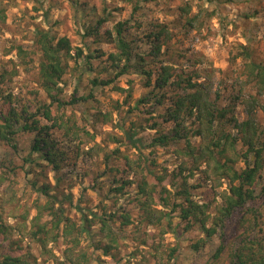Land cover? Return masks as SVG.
Returning <instances> with one entry per match:
<instances>
[{
    "label": "rangeland",
    "instance_id": "1",
    "mask_svg": "<svg viewBox=\"0 0 264 264\" xmlns=\"http://www.w3.org/2000/svg\"><path fill=\"white\" fill-rule=\"evenodd\" d=\"M137 3L138 10L134 12ZM98 19L107 20L103 22L101 33L112 30L120 20L130 19L129 33L138 52L148 53L152 49L147 40L151 30L164 31L166 42L161 45V60L164 65H170L174 73L171 80L157 91L154 83L146 84L147 78L133 69L117 78L116 84L121 88L93 84L95 77L114 76L109 54L116 51L114 43L107 38L85 34L86 28L95 27ZM44 28L56 37H68L73 55L81 48L83 55L101 49L103 56L92 59L93 69L84 64L83 57L70 58L61 80L65 100L74 96L85 99L64 106V121L75 125L72 135L65 136L61 128L56 131L60 144L73 153L75 159L74 165L61 170L60 182L50 167L30 169L25 164L28 136L25 135L18 152L0 145V222L10 226L9 236L21 239L24 252L30 250L36 254L39 264H70L62 258L64 250L73 246L70 237L61 236L43 249L27 233L39 213L37 205L48 199L38 189L44 183L57 195L54 197L56 207L63 202L66 213L70 212L75 220L80 212L65 200L64 193L71 194L73 203L86 212L116 210V205L120 211L130 213L131 221L124 226L117 250L110 256L97 251L105 264H230L232 251L245 238L262 236L264 170L255 185L257 198L249 203L253 213L238 210L227 222L223 235L218 230L209 238L200 224L193 223L186 229L187 223L180 221L177 211H172L170 205L165 206L160 198L166 189L174 201L175 184L183 180L175 173L179 172L182 162L189 161L188 156L177 153L176 149L186 148V140H178L168 147L149 148L148 144L157 129L167 131L174 125L168 121L152 128L155 120H163L160 111L174 104L183 92L173 84L178 75L194 76L193 80L201 84L199 88L204 97L209 96L211 103L221 108L228 107L235 122L248 118V111L256 104L253 118L264 129V94L248 83L243 71L250 61L245 52L264 63V0H0V75L5 76L2 94L34 89L46 98L37 83L40 56L36 40L39 29ZM18 46L25 49V56L19 53ZM157 67L159 73L162 63ZM156 92L164 94L162 104H156ZM146 96L150 100H144ZM186 122L190 123L191 119ZM216 124L222 132L232 131L238 135L234 122L220 124L216 121ZM131 130L135 138H143L142 143L139 142L142 154L129 141ZM191 139L193 146L199 145L197 136L191 135ZM237 145L242 151L245 149L240 139ZM76 151L80 152L78 156ZM242 165L244 163L240 162ZM141 175H146L149 187L157 186L153 207L171 211L173 223H179L177 228H170L167 219L162 224L145 221L136 193ZM187 180L192 197L207 203L211 215L217 214L228 182L205 179L201 172L189 175ZM34 182L38 183L37 187ZM120 183H126L123 195L112 190ZM49 213L43 212L42 221L51 226ZM205 237L207 241L202 247L194 249L193 243ZM95 239H101L98 226L81 237L75 251H91ZM10 249L9 240L0 238V253Z\"/></svg>",
    "mask_w": 264,
    "mask_h": 264
},
{
    "label": "trees",
    "instance_id": "2",
    "mask_svg": "<svg viewBox=\"0 0 264 264\" xmlns=\"http://www.w3.org/2000/svg\"><path fill=\"white\" fill-rule=\"evenodd\" d=\"M133 10L134 12L138 10V3ZM106 21V19H98L97 25L93 28L87 27L85 34L92 35L94 33L100 38L105 37L109 42L114 43L116 51L109 54V64L113 68L114 76L95 77L92 79V83L97 86L113 85L115 88H121L116 84L117 78L135 69L147 78L146 84L154 83V90L158 91L163 88L174 76L170 65H164L161 60L163 59L160 51L161 45L166 42L163 37L164 31L151 30L147 40L151 43L152 49L148 53L138 52L134 48L135 42L133 43L129 33L130 19L120 20L115 23L112 30H105L101 33L100 29L103 22ZM36 41L40 56L37 83L45 92L46 98H42L39 92L34 89L21 90V93L9 91L2 94L5 76L0 75V94L2 95L0 145H7L13 152H18L21 150L20 146L25 135L28 136L29 150L23 158L25 164L30 169L50 167L55 171L56 178L60 182L63 174L61 170L66 166L74 165L75 159L73 153L67 152L65 147L60 144L56 131L61 128L65 132V136L72 135L75 125L64 121V106L85 99V97L74 96L69 101L65 100L62 97L61 80L67 72L70 58L83 57L84 64L89 69H93L92 59L102 57L103 51L95 49L87 55H83L82 49L77 48L76 54L73 55V46L68 37H56L45 28L39 29ZM18 51L25 56L26 51L22 46H18ZM245 53L250 60L247 65H244L245 70H243L248 78V83L254 84L258 91L264 94V63L252 59L251 53ZM23 60L27 62L26 59ZM77 62L78 60H76ZM159 62L162 63V67L157 73ZM99 64L103 66L102 62ZM195 75L199 74L195 73ZM193 77L190 75L184 78L182 75H178L177 80L173 81V84L176 85L175 88H181L183 92L178 95L174 104L167 106L164 111H160L159 115L163 117V120H155L152 128L161 127V124L168 121L173 122L174 125L167 131L162 128L157 129L156 135L148 146L149 148L153 146L168 147L178 140H186V148L176 149L177 153L188 156L189 161L182 162L179 172L175 173V176L181 175L183 180L175 184L174 201H171V193L166 189L163 190L166 193H162L160 198L165 202V206L170 205L172 211H177L180 221L187 223L186 229L193 223L200 224L206 236L210 238L217 234L218 230H221V235H223L227 222L238 210H250L252 213L254 211L249 207V203L254 202L257 198L255 185L264 170V129H261V126L253 118L252 113L256 104H253L252 109L248 111V118L235 122V118L229 115L228 107L221 108L215 103H211L212 100L209 96L208 98L204 97L199 88L201 84L194 81ZM152 78H154L153 81ZM184 81H186L185 84ZM154 96L156 104L163 103V93L156 92ZM144 100H150V98L146 96ZM193 117L195 119H192ZM186 119H191V122H186ZM216 121L220 124L224 121L234 122L238 127V135H234L232 131L222 132ZM191 135L200 139L198 146L192 145ZM134 136L135 132L131 130L129 141L137 146L142 154L140 147L142 144L140 145V143L143 138ZM238 139L245 147L243 151L238 148ZM76 154L78 156L80 152L76 151ZM240 162H243L244 165L240 166ZM186 171L189 172L188 175H184ZM196 172L203 173V177L211 181L216 178L220 182H228L227 188L221 195L222 203L218 206V213L215 215H211L208 211L207 203H200L191 195V186L187 179L189 175ZM37 184L34 182L35 187ZM125 186L126 183H120L112 187V190L123 195ZM149 186L146 175H141L136 193L143 209L145 221L162 224L163 220L167 219L170 228H177L179 223H173L171 211L153 207L157 186L155 184ZM38 189L48 199L45 203L37 205L39 213L34 217L33 224L27 232L32 239L39 242L43 249H47L50 241H58L61 236L67 239L70 237L73 246L64 250L63 260L70 264H94V261L97 264H105V259L97 251L101 250L103 255L110 256L113 254V250H117L124 234V226L131 221L130 213L120 211L116 205V210H104L102 213L94 210L86 212L85 208L73 203L71 194L64 193L65 200L73 204L80 212L78 220H75L70 212L66 213L63 202L56 207L54 197L57 195L52 193L48 183H44ZM262 194H264V186ZM119 195L117 196L119 197ZM118 199L116 198V200ZM43 212H50L49 214L52 215L51 226L48 222L42 221ZM95 226H98V235L101 239L93 240L91 251H75L74 247L76 248L80 244L81 237L89 234ZM11 231L9 225L0 222V238L9 240L11 247L9 251L0 253V264H39L36 254L30 250L23 251L22 245H20L21 239H13L7 234ZM206 241V237L200 238L193 243L194 249L199 250ZM176 248L173 249L174 252H176ZM75 252L77 253L75 254ZM174 252L172 254H175ZM230 264H264V231L262 236L245 238L232 251Z\"/></svg>",
    "mask_w": 264,
    "mask_h": 264
}]
</instances>
